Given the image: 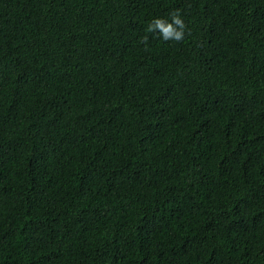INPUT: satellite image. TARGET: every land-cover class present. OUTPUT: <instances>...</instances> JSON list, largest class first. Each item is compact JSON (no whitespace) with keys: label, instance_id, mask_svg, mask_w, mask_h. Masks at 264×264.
I'll list each match as a JSON object with an SVG mask.
<instances>
[{"label":"trees","instance_id":"obj_1","mask_svg":"<svg viewBox=\"0 0 264 264\" xmlns=\"http://www.w3.org/2000/svg\"><path fill=\"white\" fill-rule=\"evenodd\" d=\"M0 264H264V0H0Z\"/></svg>","mask_w":264,"mask_h":264},{"label":"clouds","instance_id":"obj_2","mask_svg":"<svg viewBox=\"0 0 264 264\" xmlns=\"http://www.w3.org/2000/svg\"><path fill=\"white\" fill-rule=\"evenodd\" d=\"M169 17L170 19L154 17L149 22L146 31L158 33L159 38H162L164 41L182 42L186 37V33L190 34V30L187 29L178 9L172 10L169 13ZM143 42H147V37H144Z\"/></svg>","mask_w":264,"mask_h":264}]
</instances>
